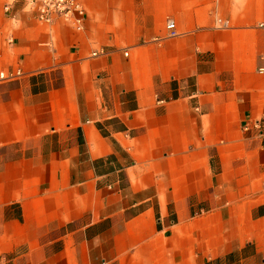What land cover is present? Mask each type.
Here are the masks:
<instances>
[{"label": "crops", "instance_id": "crops-1", "mask_svg": "<svg viewBox=\"0 0 264 264\" xmlns=\"http://www.w3.org/2000/svg\"><path fill=\"white\" fill-rule=\"evenodd\" d=\"M77 1L0 0V264H264V0Z\"/></svg>", "mask_w": 264, "mask_h": 264}, {"label": "built area", "instance_id": "built-area-1", "mask_svg": "<svg viewBox=\"0 0 264 264\" xmlns=\"http://www.w3.org/2000/svg\"><path fill=\"white\" fill-rule=\"evenodd\" d=\"M29 9L34 13V17L41 22H51L55 17H61L72 23L76 30L82 28V18L84 10L77 0H26ZM221 26H226V21L219 22ZM166 34H175L174 22L167 19L165 22ZM97 51H91L95 55ZM21 74L20 68H10L0 70V81L11 80Z\"/></svg>", "mask_w": 264, "mask_h": 264}]
</instances>
